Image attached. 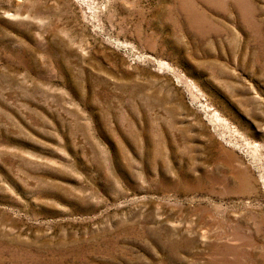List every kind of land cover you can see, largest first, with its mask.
<instances>
[{
  "label": "rangeland",
  "instance_id": "374dc122",
  "mask_svg": "<svg viewBox=\"0 0 264 264\" xmlns=\"http://www.w3.org/2000/svg\"><path fill=\"white\" fill-rule=\"evenodd\" d=\"M0 264H264V0H0Z\"/></svg>",
  "mask_w": 264,
  "mask_h": 264
}]
</instances>
